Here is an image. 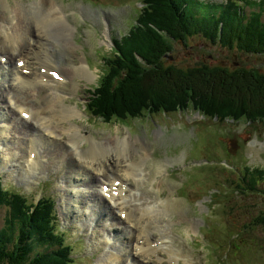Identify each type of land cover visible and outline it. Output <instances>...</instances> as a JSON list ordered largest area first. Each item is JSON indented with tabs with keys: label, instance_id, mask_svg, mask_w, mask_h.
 Returning a JSON list of instances; mask_svg holds the SVG:
<instances>
[{
	"label": "rangeland",
	"instance_id": "374dc122",
	"mask_svg": "<svg viewBox=\"0 0 264 264\" xmlns=\"http://www.w3.org/2000/svg\"><path fill=\"white\" fill-rule=\"evenodd\" d=\"M54 1L63 10L64 18L66 15L70 24L69 31L59 29V21L57 24L46 21L48 25L45 24L47 26H44V23H42L44 16L41 15V11L46 6L41 1L0 0V8L4 4H8V7H16L17 4L27 7L26 9L30 13V27L34 22H39L36 29L41 30V32L39 31L33 35L34 38L40 34L43 39L45 37L44 40L48 45L54 46V50L52 49L50 54H52V60L55 59L59 65L57 69L60 71L64 69L71 74L73 67H79L78 64L84 61L86 67L93 71L94 77L90 79L81 78L77 72L75 78L71 80L69 78L68 84L61 85L57 91L52 88H50L51 90L41 89L39 91L40 85H34L35 87L30 91L31 93L19 90V96L27 102L32 100L35 106L40 107L42 104L38 103L39 100L36 99L38 95L39 97L43 96L44 98H41L40 101L46 103L45 97L53 100L51 95L61 93L62 96H65L64 94H75L77 92V100H70L73 98L72 96L63 99L66 105L74 108L79 113V116L73 120L76 125L78 124L77 130L84 127L82 132L84 135H88L87 139L82 142L81 155L85 156L84 159L88 160L89 163L93 161V157L86 156L85 151L90 152L91 146H95L92 140L94 136L97 141L108 143L109 147L113 144L116 145L117 152L113 154L115 159L129 160L135 162L136 165L146 161L145 169L151 173L153 179L145 177V180L136 187L147 195L148 192L144 189V186H146V189L153 196L149 198L142 197L144 201H141L139 206L132 203L130 212L141 217L142 210L149 208V204L152 205L153 203L159 205L156 206L157 208L163 206L168 208V211L164 210L167 217H162L160 213L159 216L155 215L154 217L153 214L158 212L156 210L152 214L151 221L154 223L151 225V230L159 227L158 230L161 232L154 236V240L160 239L164 234L169 235L170 237L167 238L171 239L169 242L170 247L179 248L183 254L192 257L193 264H217L215 261L216 253L204 250L203 246L205 245L213 250L219 249L218 255H224L222 264H264V229L259 228L251 235L243 230L245 222L251 223L264 211V199L254 191L246 195L231 190L228 206L225 208L223 207L227 204V198L224 195L219 198V202L223 205L221 208H218L220 206L214 207L213 204L201 200L205 189L208 186L217 185L218 181H220L219 186H215L209 191L211 198L222 193L221 182H227L231 185V188L242 184L241 179L247 172L246 166H250L252 169L256 167L264 168V123H259L255 128H251L245 123L247 120L243 118V123L238 126H230L228 124L231 122L219 124L212 120L203 121L197 114H192L193 111H189L187 114L173 113L167 116L160 113L153 117L145 116L137 120L129 118L109 122L92 117L86 113L85 105H82L80 98H90L91 88L97 85L99 76L107 71L105 59L109 57L110 45L108 42H102V40H108L105 33H102V31L108 30L104 24L109 21L113 38L121 37L132 27L135 17L140 12L139 8L136 7V2H143V0ZM201 1L206 4L208 11L224 2V0ZM39 3L43 4L39 7ZM37 7L42 10L35 11L34 9ZM260 11L261 9L255 10L257 13ZM247 12L249 13L250 9ZM50 13L47 9L45 17L49 16ZM2 14L6 15L7 11H3ZM10 15L11 18H5V20L9 21L10 28H15V25L12 24V13ZM14 18L16 21L18 20L17 17ZM57 25L58 27H56ZM66 25V29H68V24ZM0 29H2L1 25ZM2 37L3 35H0V38ZM172 44L174 46L171 54L173 60L169 57L166 61L167 64L188 68L200 65L203 62H212L213 65L226 67L230 70L242 66L255 67L260 68V72L264 73V55L249 56L239 50H224L210 45L199 37H190L184 45L182 42H173ZM39 52H42V49ZM3 54L4 57H7L6 53ZM31 59L28 60H34ZM14 60L15 58L10 62L12 63ZM32 65L34 68H38L36 60L33 63L30 62L31 67ZM2 68L6 69L0 66V70ZM1 75L3 74L1 73ZM2 84L6 85L5 82ZM14 89L16 90V87ZM14 89L10 87L9 92L7 91L9 89H0V115L5 112L4 117L11 115V112L15 113V109L9 110L10 106L7 103V97L9 93L14 92ZM80 110L85 111V115H81ZM17 116L19 115L17 114ZM13 122H10L11 131H9V126L5 125L4 128H8V132L3 131V133H0V173H2L5 188L22 194L29 198L32 203H36L43 196L55 200L58 230L60 233L65 234L67 244L73 247L74 255H76L73 264H110L106 262V259L110 258L108 257L110 253L121 257L119 264H130L129 257H138L137 252L140 251L135 250L136 252L132 254L128 253L129 251L119 252L118 245H120V251H122L121 248L126 250L131 247L135 240L134 234H127L125 230L129 228L127 223L118 220L119 216H117L114 209H110L111 213H109L108 206L104 205L106 202L98 191L101 185V181H97L99 176L94 177L89 170L86 172L85 177L88 178L89 183L83 182V179L79 181L71 180L69 173L72 172L73 175L77 173L74 171L75 166H77L76 162L79 165H83L84 162L78 161L75 155H71L66 142L68 137L63 136L64 139L67 137L63 140V143L51 142L50 140L47 141L52 144L44 143L40 136L42 131L39 132L37 126L29 122V130L25 132L21 128L28 124L17 118H14ZM132 139L133 141H131ZM32 141L33 143L36 141L39 143L38 146L35 143L38 150L40 146V152L37 151L39 166L35 170H29L25 173L22 167L26 166L27 169L30 167L25 162L27 144ZM61 146H64V148ZM55 149L59 152L58 154ZM14 152H20L23 158L16 156ZM48 152H52L51 156H54L52 158L48 157ZM12 155H15V157ZM139 157L145 158V160L139 161L137 159ZM10 158L12 162L21 161L22 164L13 165ZM109 158L112 159V157ZM202 158H216L219 160L223 158L235 163L239 170L231 173L222 167H201L203 161H200V159ZM7 161L8 163L5 165L4 163ZM76 169L80 170L78 167ZM118 169H112L111 173ZM39 170L40 173H37ZM119 173L121 175L122 171ZM31 177L35 178L32 179ZM119 177L123 178L122 176ZM91 178L94 182L91 181ZM151 186L158 189L159 192L151 190ZM94 187L96 191H94ZM259 187L264 189V182L260 183ZM139 196L138 194L135 199H138ZM74 205L78 208L73 207ZM206 206L211 208V212L213 211L211 216L213 214L219 215L220 220H218V217H214V221L208 224L212 228L209 236L215 243L205 244L203 242L201 244L196 239L203 238V226L209 220L210 210ZM115 214L118 219L113 220L112 217ZM6 215V209H1L0 228L4 226ZM129 221L132 224L134 223L136 228L137 225H140L134 219ZM115 223L119 225V228ZM143 223L144 225L148 224L149 229V220L144 219ZM114 229L117 231L112 232ZM148 229L144 232H147ZM92 231L93 233H91ZM141 231H143V228L138 227L134 232L143 233ZM117 232L127 234V237L123 235L129 244L124 239L121 238L120 241L117 238L112 247V252H108L106 255V237H112ZM235 233L238 234L232 240L225 242L229 236ZM130 236H132V239H130ZM154 242L146 239L145 243L141 245L145 251L143 252L144 256L147 255V258H151L152 264H154V260H158L160 255L173 256V252L164 250L167 242L160 244L157 241V244L152 245ZM94 244L97 248H94ZM89 245L95 251L94 253L90 250ZM130 250L132 252V248ZM86 257L88 259H84ZM133 260L135 259L133 258ZM112 264H115V262Z\"/></svg>",
	"mask_w": 264,
	"mask_h": 264
},
{
	"label": "trees",
	"instance_id": "16d2710c",
	"mask_svg": "<svg viewBox=\"0 0 264 264\" xmlns=\"http://www.w3.org/2000/svg\"><path fill=\"white\" fill-rule=\"evenodd\" d=\"M144 4L135 25L106 58L108 72L91 88L87 111L106 122L195 111L208 120L217 118L219 124L226 119L242 123L243 118L253 124L251 128L263 124L260 68L230 70L212 62L183 68L167 64L166 56H171L173 42L184 45L194 36L224 50L264 54V0H225L210 11L201 0H144ZM246 171L238 187L244 192L262 191L264 169L246 166ZM257 193L264 199V192ZM54 206L51 197L35 204L19 193L9 194L0 177V210L7 209L0 228V264L73 262L71 247L55 232ZM256 228L264 229V211L249 223L248 233Z\"/></svg>",
	"mask_w": 264,
	"mask_h": 264
},
{
	"label": "bare ground",
	"instance_id": "6f19581e",
	"mask_svg": "<svg viewBox=\"0 0 264 264\" xmlns=\"http://www.w3.org/2000/svg\"><path fill=\"white\" fill-rule=\"evenodd\" d=\"M38 1L43 2L42 0H38ZM44 3H45L46 8H44L43 10L39 8L42 5L40 3H39V7L34 9L35 11L37 10L38 12L42 10L41 15L44 16V19L42 20V23H44V26L46 27L48 25L47 22L57 24V22L59 21V23H58L59 29H64L65 31H69L70 24H69L68 20H66L64 18L63 14H62L63 10L59 8L57 2L54 0H46V2H45V0H44ZM26 8L27 7H25L22 4H17L16 7H10V6L8 7V4H4L3 7L0 8V12H1L0 25L2 27V29H0V35H3V37L0 38V54L6 53L7 55L6 54L5 55L8 58L7 59L8 64L6 66L1 62L2 59H0L1 60L0 66L6 68V69L2 68L0 70V76L4 75L2 78H0V89H3V88L9 89V90H7L9 92L10 87L12 89H14L16 87V90L14 89V92L9 93V96L7 97V103L11 107V108L9 107V110L15 108L16 111H20L22 113V112H25L27 110L26 108H29L30 118L29 119H21L19 116H17L16 112L15 113L11 112V115H8V117H4L3 114H5V112H2V114L0 115L1 116L0 117V123H1L0 133H3V131L8 132V128H4L5 125L9 126V131H11L10 122L11 121L13 122L14 118L20 119L26 124H28L29 122H31L33 124L35 122V124L38 127L37 130H39V132L42 131L40 136L42 137V140H44L43 141L44 143H51V142L63 143V140H65L68 137L67 138L68 140H66V142H68L74 146V150L71 151L69 149L71 155L74 156L76 154V152L78 151L79 143L85 141L87 139L88 135L83 134L82 128L77 130L78 124L76 125V123H74L73 120L75 117L79 116V113L76 112L74 110V108L69 107L68 105H66L64 103V99H63L64 96H62L61 93H58L55 95L50 94L53 97V100H50L49 98L45 97V99H46V103H45L44 101H40V99L44 98V97L43 96L39 97V95L37 94L38 96L36 99L39 100L38 103L42 104V106H40V107L35 106L32 103L33 102L32 100L27 102L22 97L19 96V90H23L26 93H31L30 91H32V89H34V87H35L34 85H40L39 91H41V89L42 90L43 89L51 90L50 88L57 91L61 85L63 86L64 84L67 83V80L64 83L56 82L54 80H50V78H48L49 75L44 76V75H42V73H37L35 71V68L33 67V65L31 67L30 62H28V61L25 65V67H23V68L18 67L17 63L19 62V60L16 59L18 56L19 57L32 58V59L36 60V62H38V64L44 65V67H48V68L58 67L57 62L52 60L53 59L52 54H50L51 50L54 49L53 48L54 46L52 47V46L48 45V43L44 40L45 37L43 39V36L40 34L38 35V37L34 38L33 35L35 33L39 32V31L41 32L40 29H36L39 26V22H34L32 24V27H30L31 26V24L29 22L30 21V19H29L30 13L27 11ZM30 8H31V6H30ZM47 9L51 13L49 16L45 17V11ZM3 11H7V14L3 15L2 14ZM252 12L253 11L250 10L249 13H252ZM10 13H12V15H13L12 24L15 25V28H10L9 21L5 20V18L6 19L11 18ZM14 17L18 18V22L15 23L16 20ZM45 24H47V25H45ZM66 24H68V27H67L68 29H66V26H67ZM56 27H58V25ZM65 40H67V39H65ZM40 49H42V52L38 53V51ZM2 57H4V54L2 55ZM14 58H15V60L12 61V63H11L10 60H12ZM78 65H79V67H76V66L73 67L71 74L66 72L64 69H61L62 74L65 77V79L70 78V80H71V79L75 78L77 72L81 78L90 79V78L94 77L93 71H90L88 68H85L82 62H80ZM22 69H26V71H29L28 74L22 72ZM1 73L3 75H1ZM9 73H11V74H9ZM49 77H51V76H49ZM44 78H47V79L44 80ZM4 82L6 83V85L2 84ZM14 93L16 94V96ZM22 105H25V106H22ZM44 106H46V107H44ZM11 118H13V119L11 120ZM13 124H14V122H13ZM28 126H29V124L26 125L25 127H22L21 129L26 132L27 130H29ZM42 133H43V135H42ZM65 135L67 137L64 139L63 136H65ZM47 140H50L51 142H49ZM92 140L95 143V146H93V145L91 146L90 152L85 151V155L89 156V157H93V161L89 163V166H86L84 164L79 165L76 162L77 166H75L74 171H76L77 173H75L74 175L72 172L69 173L71 180L79 181V180L83 179V182L89 183L88 178H85L87 175L86 172H88L89 170L92 172L94 177L99 176L98 180L96 179L97 181L104 180L105 182H112L114 180V178H117V176L118 177L122 176L123 179H121V185L117 189L119 192L117 197L112 195V193H111L110 198L107 199V198H105L104 194H102V193H99V194L105 200V202L107 200L113 205V209H119V210H122V212H124V210H126L125 212H127V216H126L125 220H122L121 218L118 219L116 214L113 215L114 216V217H112L113 220L118 219L122 223L124 221L127 223L128 226H131V224H132L129 220L134 219L135 221L139 222L140 225L139 226L137 225V227L143 228V233H144L143 235H141V239H143L142 245L145 243L146 239H148V241H149V239L151 241L154 240L153 238H154L155 234L161 233L158 230L159 227H157L154 230H151V225L154 223L151 221V217H152V214L155 212V209L157 207L149 204V208L143 209L142 210V212H143L142 216L138 217L136 214H133V212H130L131 206L133 204L131 202H126L127 198L133 196V192L139 191V188L136 187V185H140L145 180V177H148L149 179H153V178H151L152 177L151 173H149L147 169H145L141 166V163L144 162L143 160H145V158H141V157L137 158L139 161H143V162H140L138 165H136L135 162H132L129 160L121 161V160L115 159L114 155H113L114 153L117 152L115 144H113L111 147H109L107 145L108 143L97 141L94 136L92 137ZM30 141H31V139H30ZM131 141H133V139ZM21 144H22V142H21ZM38 145H39V143H38ZM61 147L64 148V146H61ZM27 148L30 151H33V152L35 151V153H37V156H36L35 160L28 161L27 160L28 149H26V161L25 162H27V166H30V167H29V169H27L26 166L22 167V168H24L25 173L29 172V170H35L39 166V159H38L39 154L37 151L40 152V146H39V150H38V147L32 141L31 143L29 142L27 144ZM56 152H57V154L59 153L57 150H56ZM14 153L16 156L21 157L20 152L19 153L14 152ZM48 153H49L48 157L52 158L54 156V155L51 156L53 154L52 152H48ZM79 153H82V150L79 151ZM15 155L14 156L12 155V156L15 157ZM82 157H85V156H82ZM109 157H112V159L110 160ZM21 158H23V157H21ZM10 161H11V163H13V165H15V164L18 165V163H19V165L22 164L21 161L20 162H12L11 158H10ZM7 163H8V161L4 164L7 165ZM76 167L80 168V170L78 171L76 169ZM118 168H120V169H118ZM112 169H118V170L111 173ZM120 171H122L121 175L119 173ZM107 172H109V173H107ZM37 173H40V170ZM88 175H89V173H88ZM31 178L34 179L35 177H31ZM91 181L94 182L93 178H91ZM146 181H147V179H146ZM132 182H134V183H132ZM144 189L148 192V194L146 195L148 198L153 196V194L146 189V186H144ZM81 190H82V188H81ZM94 191H96L95 187H94ZM98 191H99V188H98ZM140 199H142V197H140ZM91 201L93 202L94 200H91ZM104 205L108 206V203L106 202ZM161 205H163V204H161ZM73 207L78 208L75 205ZM106 209H107V207H106ZM110 209H112V208L108 206L109 213H111ZM165 209H166V211H168V208H165ZM158 214H159V212L154 213L153 216L155 217V215L157 216ZM160 214L162 215V217H167L166 212H163ZM144 219L149 220V229H148V224L144 225V223H143ZM118 226L119 225H117V228H119ZM146 229H148V231L144 232ZM131 231L132 230H129L128 228L126 229L127 234L131 235L133 233V231L132 232ZM127 234H124L125 237H127ZM130 239H132V236H130ZM130 242H131V240H130ZM94 245H95L94 248H97L96 244H94ZM121 250L124 251L125 249L121 248ZM135 250L140 251V252H137L138 257H134L135 260H131L130 264H152V259L147 258V255L144 256L143 252H145V251L143 250V248L140 245H137ZM158 253H160V252H158ZM107 254L108 253H106V255ZM106 255H105V257H106ZM105 257H103V259H105ZM108 257H110V258H107L106 262H109L110 264H112L114 262H115V264H119V262L121 260V257L119 255H115L113 253H110V255ZM84 259H88V258L86 257Z\"/></svg>",
	"mask_w": 264,
	"mask_h": 264
},
{
	"label": "snow or ice",
	"instance_id": "6c2138e0",
	"mask_svg": "<svg viewBox=\"0 0 264 264\" xmlns=\"http://www.w3.org/2000/svg\"><path fill=\"white\" fill-rule=\"evenodd\" d=\"M53 75H55V73H53Z\"/></svg>",
	"mask_w": 264,
	"mask_h": 264
}]
</instances>
